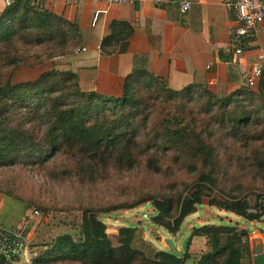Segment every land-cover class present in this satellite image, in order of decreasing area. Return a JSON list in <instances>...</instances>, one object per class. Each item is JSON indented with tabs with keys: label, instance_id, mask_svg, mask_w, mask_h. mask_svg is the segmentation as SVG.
Segmentation results:
<instances>
[{
	"label": "trees",
	"instance_id": "1",
	"mask_svg": "<svg viewBox=\"0 0 264 264\" xmlns=\"http://www.w3.org/2000/svg\"><path fill=\"white\" fill-rule=\"evenodd\" d=\"M131 35L128 24L113 22L101 53H117ZM79 44L77 25L42 1L14 0L0 13V170L6 185L37 179L86 194L78 207L81 237L57 238L35 263L252 264L248 231L236 227H193L188 248L196 236L208 248L180 258L142 250L133 228L120 229L114 247L99 216L148 204L151 223L172 237L204 200L249 222L260 220L264 209L247 215L240 197L248 187L264 188V74L255 92L241 88L218 98L198 84L171 90L134 67L119 97L104 96L83 91L76 73L54 61L63 62ZM26 68L38 74L17 80ZM110 180L120 185L117 199Z\"/></svg>",
	"mask_w": 264,
	"mask_h": 264
},
{
	"label": "crops",
	"instance_id": "2",
	"mask_svg": "<svg viewBox=\"0 0 264 264\" xmlns=\"http://www.w3.org/2000/svg\"><path fill=\"white\" fill-rule=\"evenodd\" d=\"M184 1L190 8L181 14L179 6ZM227 3L162 0L160 4L107 5L105 0H80L77 7H71L65 0H51L43 5L78 27L77 48L86 51L61 64L76 73L83 91L119 97L125 78L138 67L163 80L171 90L198 84L225 98L247 89L246 76L253 65L258 64L264 74V22L256 28L248 48L235 55L229 34L235 23ZM3 9L0 3V13ZM113 22L128 24L132 35L117 53L107 56L101 53L100 44ZM259 56L263 59L258 60ZM257 85L250 90L255 92Z\"/></svg>",
	"mask_w": 264,
	"mask_h": 264
},
{
	"label": "rangeland",
	"instance_id": "3",
	"mask_svg": "<svg viewBox=\"0 0 264 264\" xmlns=\"http://www.w3.org/2000/svg\"><path fill=\"white\" fill-rule=\"evenodd\" d=\"M72 56V55H71ZM54 61L61 64V59ZM17 80L32 79L38 74L37 69H20ZM248 90L250 88L246 86ZM8 176L0 170V225L11 231L18 232L29 241L32 251L39 257L44 251L52 246L54 241L64 235H69L74 240L80 236L81 212L78 207L84 202L86 194L70 190L69 187H50L52 184H45L43 180H26L19 182L14 187H8L6 181ZM4 181V185L2 182ZM111 187L116 190L112 198L117 199L122 192L120 186L110 180ZM251 182L247 183L248 187ZM8 191L12 194L8 195ZM242 200L253 206L256 197L264 195L263 187H248L244 189ZM134 195L129 194L125 199ZM197 213L188 217L181 226L180 233L172 237L164 230L155 227L151 223L154 215L150 205L144 204L131 210L117 211L108 215H100L99 219L106 227V232L114 247L119 245L118 232L123 228H133L138 237V244L142 250L169 251L165 239L173 240L175 247L180 250L181 242L192 232L193 227H203L206 224L225 225L236 227L238 230L248 231V240L251 251L259 245L264 252V214L258 221L248 220L228 213L220 208L207 205V200L197 209ZM34 211L38 215H34ZM206 241L203 237H192L191 245L188 248L191 256H199L207 250ZM70 264V263H58ZM192 264V261L188 262Z\"/></svg>",
	"mask_w": 264,
	"mask_h": 264
},
{
	"label": "built area",
	"instance_id": "4",
	"mask_svg": "<svg viewBox=\"0 0 264 264\" xmlns=\"http://www.w3.org/2000/svg\"><path fill=\"white\" fill-rule=\"evenodd\" d=\"M14 0H0L4 7L9 6ZM36 1H51V0H36ZM80 0H65V4L71 7H77ZM151 2L160 4L162 0H105L107 5H134L137 3ZM180 13L185 14L190 3L184 1L180 3ZM228 10L233 13V21L235 26L229 29L230 42L235 55H240L248 48L252 36L258 26L264 22V0H228ZM85 48H77L72 55L77 56L85 52ZM263 57L259 56L258 60ZM262 76V69L258 64L253 65L247 76L246 86L254 87ZM264 209V195L254 199L253 206H248L246 209L247 215L261 214ZM34 215H38L34 211ZM36 254L32 251L27 237L0 227V264H36Z\"/></svg>",
	"mask_w": 264,
	"mask_h": 264
},
{
	"label": "water",
	"instance_id": "5",
	"mask_svg": "<svg viewBox=\"0 0 264 264\" xmlns=\"http://www.w3.org/2000/svg\"><path fill=\"white\" fill-rule=\"evenodd\" d=\"M189 238L185 237L181 242L180 250H178L171 239H165L168 250L177 257H184L188 250ZM252 264H264V252L262 247L257 245L252 250Z\"/></svg>",
	"mask_w": 264,
	"mask_h": 264
}]
</instances>
